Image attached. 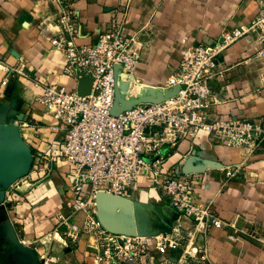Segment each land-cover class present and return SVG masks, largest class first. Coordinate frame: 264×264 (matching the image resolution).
I'll list each match as a JSON object with an SVG mask.
<instances>
[{"label":"crops","instance_id":"crops-1","mask_svg":"<svg viewBox=\"0 0 264 264\" xmlns=\"http://www.w3.org/2000/svg\"><path fill=\"white\" fill-rule=\"evenodd\" d=\"M261 2L264 0H0V65L9 71L0 70V264H38L45 249L52 251L59 264H97L92 258L97 238L79 232L95 206L75 217V228L68 226L75 195L69 188L68 167L53 161L59 156L64 131L37 101L46 85L77 88L78 81L64 71L63 55L50 45L63 9L74 15L79 44L90 43L111 22H120L140 50L138 76L148 79L143 80L147 84L158 85L155 78L168 79L175 73L182 41L211 44L225 31L248 24ZM259 50L254 38L246 37L220 57V76L212 82L211 119L264 120V57H258ZM194 146L180 141L168 149L165 164L179 168L186 164L192 170L196 202L211 203L222 228L196 229L199 253L187 262L179 263L172 253L162 256L150 239V253L131 264H264V145L246 156L241 149L200 133ZM226 168L235 171L233 177H225ZM26 169L29 184L12 198L6 191L11 192L15 182L7 190L2 183ZM88 192L83 187L79 197L87 199ZM127 196L149 207L154 225L165 224L160 213L162 192L145 175ZM128 210L131 207L117 209L115 223L118 219L124 222ZM135 213L126 221H134ZM181 222L184 232L194 226L187 219ZM176 224L170 225L171 232Z\"/></svg>","mask_w":264,"mask_h":264},{"label":"built area","instance_id":"built-area-1","mask_svg":"<svg viewBox=\"0 0 264 264\" xmlns=\"http://www.w3.org/2000/svg\"><path fill=\"white\" fill-rule=\"evenodd\" d=\"M57 28L50 45L63 55L65 73L76 81L82 75L92 80L86 96H79L76 89L46 85L37 98L64 131L59 156L53 161H62L69 169V188L75 195L69 217L94 207L98 192L128 197V191L145 175L162 192V207L168 206L178 214L172 234L157 238L112 234L100 226L92 208L83 230L97 238L95 258L113 264L135 263L150 253V239H154L153 249L162 256L172 253L179 263L193 259L199 253L194 231L221 229L223 225L211 203L196 202L192 174L183 173L179 167H167L165 158L168 149L180 141L194 146L200 133L216 143L241 149L246 156L264 145V120H220L211 119L209 114L214 103L212 82L220 76L218 65L224 52L239 40L253 37L260 46L258 57H264V2L248 24L225 31L211 44L182 41L176 72L164 87H176V94L157 104L140 103L118 116L111 115L115 86L121 79H132L141 60L140 52L134 48L135 38L114 21L90 43L79 44L75 18L67 8L58 17ZM0 70L7 71L2 65ZM192 150L197 151L195 146ZM156 156L157 161L146 162ZM234 172L226 168L225 177H233ZM26 184V177L16 180L7 195L15 198ZM85 186L89 192L83 200L79 195ZM184 219L194 225L185 232L181 222ZM163 261L168 263L166 258ZM39 262L51 264L41 255Z\"/></svg>","mask_w":264,"mask_h":264},{"label":"water","instance_id":"water-1","mask_svg":"<svg viewBox=\"0 0 264 264\" xmlns=\"http://www.w3.org/2000/svg\"><path fill=\"white\" fill-rule=\"evenodd\" d=\"M116 78V75H115ZM92 85V80L88 77H85L82 75L78 79L77 83V93L79 96H86L90 93ZM126 88V87H125ZM147 91V95L149 94L150 97H144L137 100H134L132 102H126L123 100L122 94L118 91L117 85L115 86V96H114V102L111 109V115L118 116L124 111L130 110L133 106L138 105L140 103H153L157 104L160 103L167 98H170L174 96L177 92V88H171V89H153V92L149 91V88ZM159 159L158 156L154 157L153 159H147L146 162L153 163L154 161H157ZM32 157L31 154L28 156V164L31 163ZM218 167V165H216ZM27 170H24L20 175L17 177L11 179L10 181H4L2 183L3 190H6L13 182L16 180L22 178L27 173ZM183 173L191 174L192 170L188 169L186 167V164L182 167ZM4 191H1V195L3 196ZM129 204L132 213L136 211V217L134 218V221H124V222H117L112 223L113 221V212L117 206L127 205ZM94 206L96 210V219L101 225V227L112 234H120V235H127V236H145L149 237L152 235H156L159 233H171V224L176 221L178 214L172 210L170 207L165 206L162 207L160 213L165 218V224H158L154 225L152 214L149 211L148 206L140 205L138 203H134L131 201L129 197H118L113 194L104 193V192H98L95 195L94 198ZM166 225H169V227H166Z\"/></svg>","mask_w":264,"mask_h":264},{"label":"rangeland","instance_id":"rangeland-1","mask_svg":"<svg viewBox=\"0 0 264 264\" xmlns=\"http://www.w3.org/2000/svg\"><path fill=\"white\" fill-rule=\"evenodd\" d=\"M135 49L139 50L137 47L134 46ZM181 49H179V52H180ZM140 51V50H139ZM141 61V60H140ZM140 61L138 62V65L136 66V69H135V72L132 76V79H126L125 81H121V84H123L126 88L124 89V91H122L121 89H118V91L120 92V94L124 95L123 96V100L126 101V102H132L134 100H137V99H140V98H144L145 96L146 97H150V95L148 94L147 95V91L148 89L146 88H149V91L150 90H153V89H160L162 86V84L167 80V77H162V78H155L154 80L158 82V85H150V84H147L145 83L143 80H148V79H144V77H140L138 76V73L140 72V69H139V66L141 67L140 65ZM170 68H173V65L170 66ZM176 72V71H175ZM143 78V79H141ZM121 86V85H120ZM126 90V91H125ZM125 93V94H124ZM7 190V189H6ZM130 207V205L128 204V206L124 207V209H128ZM123 208V207H121ZM121 208H118V209H121ZM69 211L71 212V209L69 208ZM96 213V211H95ZM130 213V214H129ZM134 213H131V211L128 210L127 214H125V217L127 220H129L132 216H133ZM152 214V213H151ZM78 215L75 214L74 217H71L70 221L68 222V226L72 227V228H75L77 225L75 224V217ZM128 215H132L131 217L128 216ZM71 216H73V214H71ZM96 217V215H95ZM85 221L82 222V224L84 225V223L86 222V218L84 219ZM132 220V219H131ZM68 221V219H67ZM81 224V227L79 228V232L81 234H87V235H92L91 233H86L84 230H83V225ZM101 226V225H100ZM62 230H65V229H62ZM97 243V242H96ZM63 245V244H62ZM95 245H93L92 249H93V255H92V258L96 261L97 264H101V263H110L106 260H103V259H96L95 258V254H96V250H95ZM41 256H46V258L51 262V264H59L58 262V259L53 255L52 251L50 249H45ZM38 264H41V262H39L38 260Z\"/></svg>","mask_w":264,"mask_h":264},{"label":"bare ground","instance_id":"bare-ground-1","mask_svg":"<svg viewBox=\"0 0 264 264\" xmlns=\"http://www.w3.org/2000/svg\"><path fill=\"white\" fill-rule=\"evenodd\" d=\"M121 81H125V79H121V80H119L118 82H117V87H118V89H121L122 91H124V89H125V86L123 85V84H121ZM121 85V86H120ZM126 91V90H125ZM150 92H153V90H150ZM125 94V93H124ZM126 206H128V204L127 205H122V206H117L116 208H115V210H114V212H113V221H112V223L114 224L115 222H116V216H115V212H116V210L118 209V208H121V207H123V209H124V207H126ZM118 212V211H117ZM131 213H132V211H131ZM118 214H119V212H118ZM127 214V213H126ZM130 214V213H129ZM136 214V213H135ZM134 215V214H133ZM128 216H130V215H128ZM132 216V215H131ZM130 216V217H131ZM122 217H124V215L122 216ZM126 218V217H125ZM128 219V218H127ZM126 219V220H127ZM125 220V221H126ZM130 220H131V218H130ZM118 221H119V219H118ZM121 222H122V220H121Z\"/></svg>","mask_w":264,"mask_h":264}]
</instances>
